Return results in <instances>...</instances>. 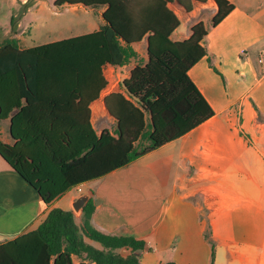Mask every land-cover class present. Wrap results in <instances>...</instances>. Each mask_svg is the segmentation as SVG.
<instances>
[{
	"label": "trees",
	"instance_id": "trees-1",
	"mask_svg": "<svg viewBox=\"0 0 264 264\" xmlns=\"http://www.w3.org/2000/svg\"><path fill=\"white\" fill-rule=\"evenodd\" d=\"M208 1L55 0L58 7L105 8V22L98 30L29 48H20L16 38L0 42V120H10L14 140L0 138V155L45 203L182 137L215 114L189 75L203 57L212 62L205 46L209 29L201 21L187 39L171 37L181 24L172 5L190 13ZM213 1L212 27L234 8L230 0ZM145 37L148 59L122 81L125 93L105 98L115 131L98 134L91 104L107 87L104 69L138 57L134 45ZM94 212L93 199L83 206L80 223L73 210L52 208L36 229L0 244V264H143L145 241L99 230Z\"/></svg>",
	"mask_w": 264,
	"mask_h": 264
},
{
	"label": "crops",
	"instance_id": "crops-1",
	"mask_svg": "<svg viewBox=\"0 0 264 264\" xmlns=\"http://www.w3.org/2000/svg\"><path fill=\"white\" fill-rule=\"evenodd\" d=\"M230 2L233 10L214 27L213 0L196 3L190 13L171 6L181 20L173 40L190 37L201 21L209 29L205 46L212 62L203 57L189 75L215 114L182 137L71 188L50 204L0 155V244L36 229L54 207L73 210L80 223L83 208L75 211L74 202L86 195L95 202L96 228L145 241L143 264H264V0ZM104 10L99 9L97 22L88 24L92 31L105 22ZM11 38L22 49L39 45L20 35ZM55 40L60 39L44 43ZM134 47L138 57L111 66L109 77L120 87L148 59L147 37ZM116 91L125 93L122 88L102 91L91 104L98 134L105 128L114 132L105 125L98 129L93 117L117 123L105 105L106 96ZM0 138L14 142L9 119L0 120Z\"/></svg>",
	"mask_w": 264,
	"mask_h": 264
},
{
	"label": "rangeland",
	"instance_id": "rangeland-1",
	"mask_svg": "<svg viewBox=\"0 0 264 264\" xmlns=\"http://www.w3.org/2000/svg\"><path fill=\"white\" fill-rule=\"evenodd\" d=\"M54 3L55 0H28L27 4L23 5L20 0H0V40L20 35L29 38L32 42L30 44H41L91 32L88 24L99 20L100 8L93 9L83 5L58 7ZM20 23L22 25L19 27ZM109 78L115 77H109L108 73ZM115 82L116 79H109L110 84ZM120 88L119 85L116 89ZM93 122L98 129L105 125L115 131L116 124L113 120L94 116ZM146 143L147 140L142 141V145Z\"/></svg>",
	"mask_w": 264,
	"mask_h": 264
},
{
	"label": "built area",
	"instance_id": "built-area-1",
	"mask_svg": "<svg viewBox=\"0 0 264 264\" xmlns=\"http://www.w3.org/2000/svg\"><path fill=\"white\" fill-rule=\"evenodd\" d=\"M262 62L264 61V59L261 60ZM111 66L113 65H108L105 67L104 69V73H105V76L108 80V84H107V87L104 89V91H113V90H116V88L118 87V81L115 82V83H112L110 84L109 83V79H108V73L111 71ZM116 87V88H115ZM113 88V89H112Z\"/></svg>",
	"mask_w": 264,
	"mask_h": 264
},
{
	"label": "water",
	"instance_id": "water-1",
	"mask_svg": "<svg viewBox=\"0 0 264 264\" xmlns=\"http://www.w3.org/2000/svg\"><path fill=\"white\" fill-rule=\"evenodd\" d=\"M11 134V131H10ZM89 200L88 196H82L80 198H78L75 202H74V210L75 211H79L81 208H83V206L86 204V202Z\"/></svg>",
	"mask_w": 264,
	"mask_h": 264
}]
</instances>
